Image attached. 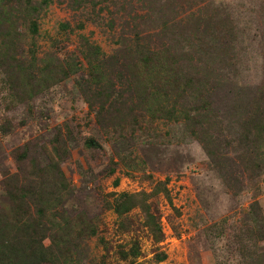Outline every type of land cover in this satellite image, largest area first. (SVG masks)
I'll use <instances>...</instances> for the list:
<instances>
[{
	"label": "trees",
	"instance_id": "obj_1",
	"mask_svg": "<svg viewBox=\"0 0 264 264\" xmlns=\"http://www.w3.org/2000/svg\"><path fill=\"white\" fill-rule=\"evenodd\" d=\"M108 1L119 7L122 31L131 27L132 36L123 35L118 41L122 45L117 49L119 54L110 57L99 45L83 39L85 50L81 54L91 69L85 74L81 62L61 60L54 51L39 59L35 42L29 59L15 58L18 43L25 42L20 24L29 22L23 26L35 38L39 34L38 17L52 0L38 4L34 0H0V73L4 72L3 66L19 70L38 87L59 85L71 74H77L78 90L87 102L93 103L89 106L96 123L111 129L114 140L125 144L114 149L112 161L116 167L138 171L144 165L133 155L128 145L131 138L124 134L126 129L135 132L134 125L137 131L146 133L153 123L165 121L179 125L186 136L202 144L208 168L219 174L232 191L246 175L264 181V82L250 83L244 74V58L248 53L243 50L244 32L240 33L239 26L245 31L252 27L250 21H243L244 7L230 0H216L218 5L212 0H73L72 4L75 10H91L85 20L98 23L101 13L92 14L97 5ZM114 23L111 19L108 26L113 28ZM60 26L62 30L69 29L68 24ZM79 28L83 29L84 24ZM66 54L63 51L62 55ZM105 63L110 70L122 65L125 74H119L118 78L123 81L127 76L128 84L136 87L138 101L131 94L134 102L131 106L127 101L120 104L114 92L115 83L107 80L105 76L109 73L102 69ZM105 80L108 88L92 92V85L99 86ZM61 134L60 131L54 137L50 147L43 145L34 152L29 148L17 152L19 163L30 164L21 167L19 173H8L1 182L0 264L135 262L141 255L138 242L126 249L101 239L104 247L99 259L86 253L90 238L98 236L99 218L89 216L82 204L75 203L79 188L72 185L62 169L70 155ZM85 145L90 149L103 148L93 138L87 139ZM110 173H115L114 167ZM169 183V178L158 182L150 194L111 193L113 200L106 201V208L120 219L140 209L144 225L156 242H162L161 217L153 205L155 202L149 200L164 194L172 202ZM114 184L118 187L119 179ZM256 196L239 220L241 226L232 224L227 229L224 225L227 218L205 233L213 241L215 238L218 240L215 242H221L229 230L230 244L239 253L235 261L216 264H264V247L260 246L264 245V209ZM120 226L128 229L124 222ZM157 258L162 262L167 255L161 253Z\"/></svg>",
	"mask_w": 264,
	"mask_h": 264
},
{
	"label": "rangeland",
	"instance_id": "obj_2",
	"mask_svg": "<svg viewBox=\"0 0 264 264\" xmlns=\"http://www.w3.org/2000/svg\"><path fill=\"white\" fill-rule=\"evenodd\" d=\"M41 1L34 0V3ZM72 1L52 0L38 17L39 34L35 38L23 26L29 22L20 24L19 30L25 42L18 43L16 59H29L30 50L34 47L32 42H35L36 56L39 59L54 51L61 60L66 58L65 61L81 62L84 66L82 72L88 74L91 69L81 54L85 50L83 39L99 45L107 57L119 54L117 49L122 46L119 45V39L123 35L132 36L131 27L122 31L124 24L119 7L110 1L101 2L92 14L100 12V20L93 23L85 20L91 10H75ZM212 2L219 4L216 0ZM230 2L243 6V21L252 23L251 29L247 31L239 26L240 33L244 32L241 38V43L245 45L243 50L248 53L244 58V74L246 81L259 84L264 82V1ZM105 3L110 4L105 6ZM133 6L139 8L137 10L141 9L136 2H133ZM102 7L104 10L100 11ZM111 19L115 20L113 28L108 26ZM82 23L83 29L79 28ZM62 24H68L69 29L62 30ZM22 49L24 54H21ZM63 51L67 54L62 55ZM107 65L105 63L102 69L109 73L105 76L107 80L109 78L115 83L114 92L115 95L118 94L120 104L127 101L131 106L134 103L131 94L136 101L139 100L135 98L136 87L128 84L127 81L130 80H126L127 76L123 77V81L119 80L118 75L125 74L121 64H117L112 70ZM3 70L0 73V129L5 132L0 130V193L1 182L8 173H19L21 167L30 164L29 161L19 163L16 159L17 152L21 153L26 148L34 152L43 145L50 147L54 137L61 131V138L66 142L70 155L62 169L72 185L79 188L75 203L82 204L89 216L99 218L98 236L90 238L86 247L88 255L99 259L103 254L104 243L129 249L134 242H138L140 257L135 262L122 264H216L235 261L239 257L233 244H230L232 237L229 230L221 242H215L218 241L215 238L213 241L205 233L209 227L227 218L224 222L227 229L232 224L241 226L239 220L247 213L255 195L264 209L263 180H252L246 175L243 182H239L232 191L219 174L208 168L202 144L188 137V134L186 136L179 125L165 121L153 123L146 133L137 131L134 125L135 132H131V128L126 129L124 134H129L128 138H131L128 145H131L133 155L143 161L144 165L138 171L116 167L112 161L114 149L117 146L125 147V144L114 140L111 129L96 123L89 106L93 103L87 102L84 94L78 90L80 78L77 74H71L62 84L38 87L19 70L6 69L4 66ZM107 80L99 86L92 85V92L101 87L108 88ZM94 107L98 108L95 104ZM89 138L95 139L103 148H87L85 141ZM113 167L115 173L111 174ZM128 172L131 174L128 175ZM167 178L170 179L168 189L172 202L164 194L149 200L151 203L155 202L153 205L161 217L164 235L162 242H156L144 225L140 209H135L120 219L106 208V201L113 200L111 193L150 194L158 182ZM117 179L120 181L118 187L114 184ZM248 187L252 189L248 190ZM122 222L128 229L120 226ZM101 239L105 242L102 243ZM260 246L263 248V243ZM161 253H165L167 258L158 262L157 256Z\"/></svg>",
	"mask_w": 264,
	"mask_h": 264
}]
</instances>
